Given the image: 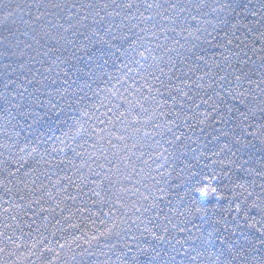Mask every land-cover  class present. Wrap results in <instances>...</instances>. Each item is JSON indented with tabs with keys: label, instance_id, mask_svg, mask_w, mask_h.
<instances>
[{
	"label": "snow or ice",
	"instance_id": "6c2138e0",
	"mask_svg": "<svg viewBox=\"0 0 264 264\" xmlns=\"http://www.w3.org/2000/svg\"><path fill=\"white\" fill-rule=\"evenodd\" d=\"M97 25L106 47L77 43L91 42ZM113 80L124 92L109 87ZM0 87V264L8 257L11 264H264V0H0ZM113 97L123 103L109 106ZM133 113L130 123L143 116L159 135L170 134L164 143L172 152L164 148L161 157L188 169L210 162L209 181L219 167L230 196L215 187L192 191L227 206L210 214L195 197L192 204L178 197L182 207L173 208L160 181L147 195L116 189L109 173L130 159L119 155L129 137L112 129L126 132ZM93 120L107 125L105 135ZM89 204L101 207L92 212Z\"/></svg>",
	"mask_w": 264,
	"mask_h": 264
},
{
	"label": "trees",
	"instance_id": "16d2710c",
	"mask_svg": "<svg viewBox=\"0 0 264 264\" xmlns=\"http://www.w3.org/2000/svg\"><path fill=\"white\" fill-rule=\"evenodd\" d=\"M7 2V0H6ZM27 0H11V3L13 6L15 4L19 3L23 5L26 3ZM138 2H141V0H138ZM149 3L154 2V0H148ZM161 3L164 2V0H160ZM143 10V9H141ZM149 13H145V15H148ZM117 22L120 21L121 17H113ZM91 23V21H89ZM128 23V22H126ZM131 23H136V21H131ZM162 23H167V22H162ZM123 27V25H121ZM131 24H129V27ZM144 25H141L143 27ZM99 30L98 35L92 36V31ZM115 31V29H113ZM127 31V29H125ZM133 32H137V28L132 29ZM91 37V42L88 40H83V38H80V40L77 41V43H83L87 45L88 49H91L92 51H96V49L101 48V47H106L105 45H102L100 43H97L100 40H107L109 39L108 36H105L103 28H101L99 25L96 26L95 29L89 30L87 33ZM143 35V33H141ZM171 35V34H169ZM148 39H152V37L149 35ZM160 42H164V36L163 34L160 35ZM170 43V41H169ZM154 47V44H153ZM143 50V49H141ZM160 54V53H157ZM70 55V52L67 54ZM78 55H83V53H78ZM147 55V53H145ZM137 59H140V57H136ZM75 61H73L74 63ZM119 63V62H118ZM143 63V61H142ZM148 63H151L149 60ZM133 69L136 68V65H130ZM67 67L64 64H61L59 68H55V72H60L61 75L63 71H66ZM110 72H113L114 75H120V73H116L115 70L111 67L107 69ZM126 79V77H125ZM137 80H139V77H137ZM127 83L129 85H132L131 80H127ZM119 88L121 92H124L123 88H120L119 84H116L115 80L112 81V83L109 85V87ZM158 86V85H157ZM96 87V84H93V88ZM103 87V85H101ZM133 87H136V85H133ZM0 91H3L2 87H0ZM126 96L128 95L127 92L124 93ZM104 93H101V96L103 97ZM145 95H147V92L145 91ZM129 99H133V97L129 96ZM107 103V101H106ZM122 100H120L117 97L112 98V104L109 105L111 107H114L116 104H122ZM151 105V102L149 101L148 104L145 106L148 107ZM106 111L105 108H99V111L96 113V115L100 116V119L104 120L106 117L101 115ZM139 111V109H137ZM111 115V113H109ZM133 119H136L135 114L133 113L131 116H129V121L126 122L128 123V127L126 132L122 131L123 126L118 125L116 129H112V131L116 132L117 135H127L129 138L125 141V143L128 145L124 151L120 152L119 155L121 156H127L130 159L124 160V161H116V163L119 164L120 168L122 169L121 173H116L115 169L109 175L111 176V179L113 181H119L116 185V189H121V188H127V189H133L134 187L140 188V191L143 192L145 195L148 194V191H155V188L151 187L152 185L155 184V181H160L159 185H156V187L163 186L169 190L171 195L169 197H166L167 199L172 200V206L173 208L175 207H182L181 200L178 197L183 198V204H192L193 203V197L200 203H206L208 205L209 213L212 214L216 212L218 209L221 207H226L227 202L225 200H218L215 195H212L211 193L207 198L200 197L198 193H195L192 191L193 185L200 186V187H207V188H212L215 187L217 188V194L218 195H223V196H230L229 192V182L227 177L222 176L220 173L219 167H216L215 169V175H217V179L214 180H204L203 177L205 176H210L213 174V166L211 165L210 162H207V167L205 166L206 162L201 160L198 165H196L194 168L188 169L185 168L183 164H180L179 161H175L173 157H169L168 153H165V157H161L160 153L163 152L164 148L169 149V153L172 152V149L169 148V146L164 143L165 140L170 138V134L165 133L164 135H159L158 133L161 131L160 129H155L153 128L152 124H143L142 121L144 120V117L141 116L140 123H130ZM162 119V118H161ZM0 123H3V119L0 118ZM92 127L95 128L96 133L100 135H105V133H101L102 128H106V124H101L98 123L97 121L93 120L89 122ZM88 131L84 134L83 139H88V134L91 132V128H88V126H85ZM135 128H140V131L134 132ZM55 135H61L60 131H56ZM195 138V137H194ZM83 139L78 138L79 142L83 143ZM156 141H159L160 143L157 144ZM94 142L93 139H89L88 143L85 144V150L88 153L93 152V148L91 147L92 143ZM113 143L119 144V141H116L113 139ZM133 145H135L133 147ZM105 146L106 143H105ZM79 150V149H78ZM191 155V154H189ZM109 159H112V156L109 154ZM99 163H104L103 159L101 158ZM77 163H79V160H77ZM194 163V162H193ZM93 168H95V165H92ZM110 165H106L105 169L103 170L104 172H108V169L110 168ZM184 168L183 171L181 169ZM143 170V171H141ZM83 174L86 176H89V179H99L98 177H93L88 174L87 168L83 169ZM97 171H100L97 169ZM71 175L72 173L69 172ZM145 174H149L152 177H155V180L148 179ZM63 175V173H61ZM125 176L128 178L125 179ZM44 179V178H42ZM51 179L55 181L57 179L56 176H52ZM75 179V176H74ZM137 181H142V183H137ZM164 181H167V184L164 183ZM44 183L47 184L48 180L44 179ZM79 183V181H77ZM147 184L149 185V189H145L144 185ZM105 186H107V182H105ZM227 186V187H226ZM89 187H92V185H89ZM114 189L113 191H115ZM99 190V189H98ZM69 191L75 195L76 194V189L75 187H72L69 189ZM85 192L88 191V188L84 189ZM159 195V193H156ZM105 193L101 191V197L97 198L95 196H91V193H89V196H91L92 200H97L103 198ZM122 196H124L125 200H127L131 196V192L128 193H121ZM85 199H88V197H85ZM132 200H136L137 197L131 196ZM71 204V201L68 202ZM79 203V201H77ZM75 207V205H73ZM89 207L91 208L92 212H97L101 205L97 204L95 206L89 204ZM118 207V205H117ZM161 207L163 208L164 205L161 204ZM103 210L105 212L108 211V206H104ZM167 211V209H165ZM154 213H149L148 215H152ZM87 215V214H86ZM79 222V221H76ZM84 224L88 225V230L89 233L93 231L91 224L88 221H84ZM97 224L99 225V219H97ZM67 227V225H65ZM76 235H80L79 232H76ZM63 242V241H61ZM11 264V261L14 260V257H8L7 258Z\"/></svg>",
	"mask_w": 264,
	"mask_h": 264
}]
</instances>
